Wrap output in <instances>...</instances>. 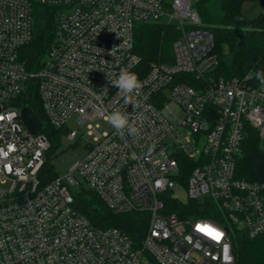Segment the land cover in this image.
<instances>
[{"label": "built area", "instance_id": "built-area-1", "mask_svg": "<svg viewBox=\"0 0 264 264\" xmlns=\"http://www.w3.org/2000/svg\"><path fill=\"white\" fill-rule=\"evenodd\" d=\"M36 1L59 15L54 43L29 70L20 51L33 36ZM192 3L0 0V264H235L236 231L264 233V181L236 175L247 127L264 136V86L212 75L214 32ZM153 22L178 30L174 59L139 76L135 29ZM123 68L142 81L135 107L109 83ZM34 84L48 123L87 139L85 157L48 181L41 172L51 143L44 128L29 131L18 101ZM117 109L130 114L138 136L110 126ZM187 161L195 165L184 179ZM75 172L112 212L145 214L141 240L97 227L75 207ZM173 199L211 202V218H182L171 212Z\"/></svg>", "mask_w": 264, "mask_h": 264}, {"label": "trees", "instance_id": "trees-1", "mask_svg": "<svg viewBox=\"0 0 264 264\" xmlns=\"http://www.w3.org/2000/svg\"><path fill=\"white\" fill-rule=\"evenodd\" d=\"M246 0H193L192 6L203 24L212 28L215 36L214 51L218 55V66L212 71L215 77L238 78L253 85H260L255 78L257 71H264V14L249 17L242 11ZM59 8L34 3L33 36L25 45L20 55L26 61L29 70H38L43 58L55 40ZM178 30L173 24L164 22L139 23L135 29V52L140 61L139 76L145 74L152 63H171L174 59L173 43L178 37ZM194 84L191 76H180ZM187 77V78H186ZM19 104L30 108L45 123L43 132L47 135L51 150L58 138L66 133L63 128H56L47 121L37 85L29 87L21 96ZM50 151V150H49ZM49 155V152H48ZM195 164L186 162L181 169L187 179L191 167ZM236 175L250 181H264V149L260 145V135L251 126L240 144L236 159ZM57 176L50 157L47 158L41 172L43 180ZM75 207L85 214L97 227H118L133 241L141 240L147 226V217L141 212L114 213L92 188L83 187L73 192ZM171 212L180 217L199 215L211 218L213 203L200 201H170ZM235 264H264V233L249 237L244 232L236 231L234 236Z\"/></svg>", "mask_w": 264, "mask_h": 264}, {"label": "rangeland", "instance_id": "rangeland-1", "mask_svg": "<svg viewBox=\"0 0 264 264\" xmlns=\"http://www.w3.org/2000/svg\"><path fill=\"white\" fill-rule=\"evenodd\" d=\"M264 9V0H246L242 4V11L249 17L259 15ZM176 114L181 117L182 112L177 109ZM106 129L102 126L101 130ZM186 136V135H184ZM260 145L264 149V136H260ZM87 154V139L84 137L71 140L67 137V133H63L54 146L53 150L50 149L48 157L54 166L56 174L63 176L70 172L72 167L82 160ZM78 179V183L72 187V191H79L83 187L90 188L83 177L78 173H74ZM182 198H186L185 193H181Z\"/></svg>", "mask_w": 264, "mask_h": 264}, {"label": "clouds", "instance_id": "clouds-1", "mask_svg": "<svg viewBox=\"0 0 264 264\" xmlns=\"http://www.w3.org/2000/svg\"><path fill=\"white\" fill-rule=\"evenodd\" d=\"M255 78L261 86H264V71H257ZM109 83L118 89L116 94L123 98L125 104H130L133 107L137 105V96L141 91L142 81L136 73L123 68L115 79L109 80ZM107 122L120 133H127L132 137L140 134L139 128L135 121L131 120L130 114L118 109L108 114Z\"/></svg>", "mask_w": 264, "mask_h": 264}, {"label": "water", "instance_id": "water-1", "mask_svg": "<svg viewBox=\"0 0 264 264\" xmlns=\"http://www.w3.org/2000/svg\"><path fill=\"white\" fill-rule=\"evenodd\" d=\"M21 115L31 133L37 134L44 128V122L30 108L23 107Z\"/></svg>", "mask_w": 264, "mask_h": 264}, {"label": "snow or ice", "instance_id": "snow-or-ice-1", "mask_svg": "<svg viewBox=\"0 0 264 264\" xmlns=\"http://www.w3.org/2000/svg\"><path fill=\"white\" fill-rule=\"evenodd\" d=\"M203 231H207L208 234L212 235L215 239H219L221 237V233L216 232L214 229H202Z\"/></svg>", "mask_w": 264, "mask_h": 264}]
</instances>
